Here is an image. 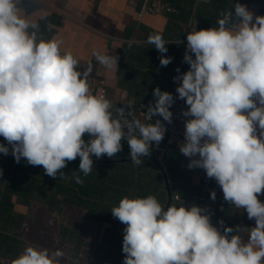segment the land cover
<instances>
[{"label":"clouds","instance_id":"clouds-1","mask_svg":"<svg viewBox=\"0 0 264 264\" xmlns=\"http://www.w3.org/2000/svg\"><path fill=\"white\" fill-rule=\"evenodd\" d=\"M19 3L0 0V137L6 142L0 153L17 164L24 159L42 166L51 178L63 177L79 157L77 172L86 177L93 156L113 158L126 141L139 166L163 141L162 121L173 122L175 99L183 100L187 119L179 151L189 159L187 167L203 169L224 201L243 209L255 226L221 220L217 227L206 207L181 202L165 208L154 195L125 196L111 209L125 225L123 264H264V202L258 199L264 195V15L235 2L217 27L188 31L182 62L189 68L176 69L177 96L156 87L145 119L158 118L145 123L130 109L113 111L103 89L93 93L92 65L81 71L79 60L61 51V40L45 39L40 25L20 14ZM145 42L161 54V67L172 62L162 34H149ZM134 43L141 42L129 41V48ZM93 57L106 69L118 68V55L94 51ZM74 179L83 184L79 175ZM11 264H65V253L30 244Z\"/></svg>","mask_w":264,"mask_h":264},{"label":"crops","instance_id":"crops-1","mask_svg":"<svg viewBox=\"0 0 264 264\" xmlns=\"http://www.w3.org/2000/svg\"><path fill=\"white\" fill-rule=\"evenodd\" d=\"M142 1L20 0L18 7L22 16L40 25L45 39L55 37L62 41L61 51L71 52L79 60L81 71L92 65L90 89L93 93L105 89L113 111L115 104L135 105L146 100L156 87H171L176 69L183 68L179 42L194 21H198L200 29L217 27L221 13L232 10L235 2L247 5L256 15H264V0H161L172 10L141 16ZM49 24L54 25L51 31ZM153 33L162 34L170 43L165 55L173 60L166 67L160 66L161 54L145 42ZM129 41L141 43L129 48ZM94 51L118 55V68L106 69L96 63ZM162 142H167L166 134ZM0 143H6L3 137ZM123 145L113 158L104 156L97 160L93 156V170L86 177L77 172L79 157L67 164L63 177L58 173L57 178H51L42 166L28 165L24 159L17 164L11 154L0 153V264H11L30 244L63 250L65 264L72 260L79 264H123L125 225L112 216L111 209L118 206L112 200L117 201L127 191L125 187L140 197L156 196L165 208L181 202L187 206L175 195L210 196L215 191L216 198L227 204L211 215L213 225L219 227L223 220L225 226H255L243 209L224 201L221 188L214 179L206 177L203 169L187 167L189 159L180 153L179 145H168L162 164L165 173L152 157L153 165L146 157H141L139 166L134 165L127 142ZM151 153L155 155L153 150ZM75 175L81 177L83 184L75 182ZM127 175L130 181H125ZM109 187L123 190L118 192V198L109 197ZM258 199L264 202V195ZM242 235L246 239V234Z\"/></svg>","mask_w":264,"mask_h":264},{"label":"built area","instance_id":"built-area-1","mask_svg":"<svg viewBox=\"0 0 264 264\" xmlns=\"http://www.w3.org/2000/svg\"><path fill=\"white\" fill-rule=\"evenodd\" d=\"M171 7L164 5L161 0H143L141 9H140V15L142 16L143 14L150 13V14H164L167 11H171ZM197 27L199 30L200 28L198 27V21H194L192 26H190L189 31L192 28ZM186 50V36L182 40V48L180 52V60L183 65H185L184 69H180L181 72H186L189 68V65L186 63H183V56L185 54ZM178 73L176 72L174 76H177ZM179 81L172 82V85L169 89L166 90H161V91H168L173 94L174 98L177 96L176 93V87L178 86ZM104 93L106 95L107 91L105 89ZM107 97V95H106ZM154 96L153 92L149 95V97L141 101L135 105H130L126 103H118L114 105V110L117 107H124L126 109H130L138 118H144L146 115L147 111V106L149 103H154ZM187 108V105L183 100L180 99H175V102L170 109L173 112V122L171 124H168L167 122L162 121L165 124L166 127V133L168 134L167 136V142H161L159 146L153 145L151 150L154 151L156 155V159L160 164H163L164 159H165V152L168 147V145H176L178 146L181 142L184 140V120L187 119L182 116V111ZM158 117H153V120H156ZM176 198L182 199L184 202H186L187 206L190 207L192 205H197L200 207H206L212 214L218 210H220L222 207H224L225 202H223L220 199H215V201L210 199V196H207L205 194H199V193H194L190 195L187 198H182L179 195H175Z\"/></svg>","mask_w":264,"mask_h":264},{"label":"trees","instance_id":"trees-1","mask_svg":"<svg viewBox=\"0 0 264 264\" xmlns=\"http://www.w3.org/2000/svg\"><path fill=\"white\" fill-rule=\"evenodd\" d=\"M182 66H183V68L182 69H184L185 68V65H183L182 64ZM155 158V155H153L152 153H151V155L150 156H148V157H146V160H147V162H149L150 164H152L153 165V163H152V161H151V159L150 158ZM130 178L131 177H129V175H127V177H126V179H125V181H130ZM102 180H104V179H102ZM109 181H115V179H111V178H109ZM127 188V191L122 195L121 194V197L120 198H118V192H120V191H122L123 189H121L120 191L119 190H116V188L114 189V190H111V188L109 187V189L111 190V191H113V192H111V191H109V190H106L107 191V193L108 194H106V196H109V197H114V198H118L117 199V201H115V200H112L113 202H112V204H119V201L121 200V198H123V197H125V196H128L129 198H134V197H140L139 195H135V194H133L130 190H131V188H129V187H125V189ZM128 190H129V192H128ZM131 192V193H130ZM99 195V194H98Z\"/></svg>","mask_w":264,"mask_h":264},{"label":"water","instance_id":"water-1","mask_svg":"<svg viewBox=\"0 0 264 264\" xmlns=\"http://www.w3.org/2000/svg\"><path fill=\"white\" fill-rule=\"evenodd\" d=\"M172 108V107H171ZM152 161L154 162V164L156 166H158L164 173H165V168L162 166V164H160L156 159L152 158ZM169 194H170V198L172 197L170 189H169Z\"/></svg>","mask_w":264,"mask_h":264},{"label":"rangeland","instance_id":"rangeland-1","mask_svg":"<svg viewBox=\"0 0 264 264\" xmlns=\"http://www.w3.org/2000/svg\"><path fill=\"white\" fill-rule=\"evenodd\" d=\"M166 134V136H168V134L167 133H165Z\"/></svg>","mask_w":264,"mask_h":264}]
</instances>
